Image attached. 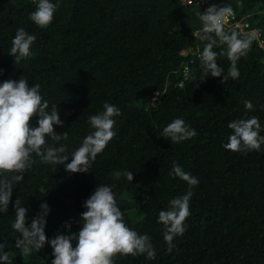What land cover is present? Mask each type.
<instances>
[{"label": "trees", "instance_id": "obj_1", "mask_svg": "<svg viewBox=\"0 0 264 264\" xmlns=\"http://www.w3.org/2000/svg\"><path fill=\"white\" fill-rule=\"evenodd\" d=\"M231 5L239 19L262 30L264 0H210ZM57 5L53 22L39 28L30 20L38 0H0V83L22 76L29 86L40 85L49 107L57 105L67 132L65 164L35 163L13 191L8 213H0V243H5L12 264H51L52 248L21 256L15 247L19 233L11 228L15 201L27 211V225L47 203L45 234L78 232L84 201L97 185L113 186L124 222L138 234H147L157 255L118 258L115 264H264V145L259 151L232 152L228 143L234 120L259 118L264 136V49L257 36L246 57L237 62L240 76L222 84L223 77L200 82V56L206 41L193 37L201 27L195 6L181 0H50ZM23 27L36 40L31 57L15 64L9 56L16 30ZM215 39V35L213 36ZM220 44L213 48L219 53ZM224 70L227 56H217ZM251 101L247 110L244 101ZM105 103L116 106L115 137L98 154L89 173H68L71 155L95 129L91 115ZM183 119L197 136L173 144L164 128ZM35 126V118L32 121ZM175 162L199 180L189 202L186 230L174 238L168 252L161 210L186 193L188 184L175 177ZM114 171L133 172V181ZM74 219L71 229L65 223ZM75 241L73 247H75Z\"/></svg>", "mask_w": 264, "mask_h": 264}, {"label": "clouds", "instance_id": "obj_2", "mask_svg": "<svg viewBox=\"0 0 264 264\" xmlns=\"http://www.w3.org/2000/svg\"><path fill=\"white\" fill-rule=\"evenodd\" d=\"M56 8L57 5L50 0H38L36 10L30 13L29 18L37 27L47 28L53 22ZM233 15L231 5L216 4L198 14L201 28L195 35L207 42L200 56V82H206L209 77H223L221 83L226 84L240 76L237 62L248 55L256 39V31L243 37L236 31L230 34L226 32L225 21ZM212 34H215V39ZM35 40L34 34H29L23 27L17 28L9 53L15 64L31 57V46ZM218 41L226 45V49L219 53L213 51ZM218 55H226L230 61L226 75L217 64ZM2 74L0 70V75ZM244 105L249 111L253 109L251 101H244ZM103 109L102 112L89 116L88 123L95 131L86 136L81 146L71 155V163H67L65 168L68 173H89L97 155L115 137V117L120 116L121 112L108 103L103 105ZM34 118L35 126L32 123ZM54 125L64 127L59 118L58 106L49 107L48 101L40 94L39 84L30 87L29 81L23 76L18 81L9 78L0 83V213H8L14 189L24 181V173L35 163L33 156L38 157L42 164L61 165L68 161L70 156L63 155L67 151L64 145L55 147L47 144L48 139L60 144L62 139L68 138L67 132L56 134ZM228 128L232 130V134L228 137V143L223 145L226 150L259 151L264 145V136L260 135L262 126L256 116L234 120L228 124ZM163 136L173 144H180L196 137L197 132L183 119L177 118L164 128ZM173 174L189 187L184 195L169 202L167 210L159 212L158 223L164 226V241L168 252L175 248L174 238L182 236L186 230L185 221L190 215L189 202L194 194L192 189L199 184L197 178L186 173L175 162L170 175ZM110 175L115 180L124 176L129 182L134 178L131 171H114ZM113 187L114 185H97L84 201L83 207L86 210L79 217L80 230L57 234L51 240L45 234L46 218L50 212L47 203L41 204L40 211L32 218L29 227L26 226L28 210L18 197L13 205L15 219L11 228L19 233L15 247L21 256L31 255L33 251L39 252L45 244H50L54 257L51 264H115L118 258L140 255H145L149 260L155 259L157 253L150 237L138 234L124 222V212L117 203ZM69 222L77 223L74 219ZM65 227L71 229L68 224ZM6 248L5 243H0V264H12Z\"/></svg>", "mask_w": 264, "mask_h": 264}, {"label": "built area", "instance_id": "obj_3", "mask_svg": "<svg viewBox=\"0 0 264 264\" xmlns=\"http://www.w3.org/2000/svg\"><path fill=\"white\" fill-rule=\"evenodd\" d=\"M181 1L184 5L195 6L200 9H203V11H205L209 6L212 5L210 0H203V2H201V0H181ZM224 27H225V31L228 32L229 34L232 31H236L240 34L241 37L248 34L249 32L256 31V36L260 41V46L264 49V36L262 38V30L260 28L252 27L247 20L239 19L235 10H234V15L225 21ZM200 28L201 27L196 29L193 33V37L197 41H202L195 35ZM212 35L214 36L215 34ZM71 221H73V219H71ZM66 224L71 226V222H68Z\"/></svg>", "mask_w": 264, "mask_h": 264}]
</instances>
